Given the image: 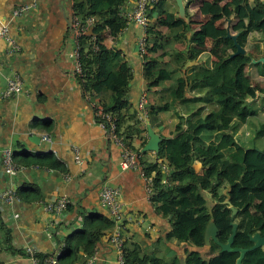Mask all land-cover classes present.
<instances>
[{
    "label": "crops",
    "instance_id": "crops-1",
    "mask_svg": "<svg viewBox=\"0 0 264 264\" xmlns=\"http://www.w3.org/2000/svg\"><path fill=\"white\" fill-rule=\"evenodd\" d=\"M183 2V21L189 23L191 32L176 42L165 29L168 46L188 54L194 51L196 44L192 33L205 28L207 35L204 43H197L203 48L197 58L188 62L186 70L177 72L171 80L147 87L143 60L137 52V39L142 34L140 27L127 24L112 43L105 42L132 72L128 103L130 112L136 110V117L133 121L125 118L123 130L129 135L125 137L134 151L141 152V143L148 141L147 124L162 141L172 137L179 117L187 116L177 104L172 105L170 96L177 79L186 82L189 77L187 98H202L205 103L216 99L211 87L205 86L202 80H193L195 71L191 68L201 65L212 70L221 58L230 60L233 53L223 52L226 44H216L214 38L220 35L226 38L227 31L231 35L238 34L240 25L246 24L248 17L254 14V7L258 3L264 5V0H203L200 8L198 2ZM30 5L33 6L30 10L13 18L15 10ZM72 6L71 0H0V24L7 26L10 36L21 47L19 53L9 56L5 41L0 39V194L11 190L18 198L12 205H0V264H31L25 253L28 248L44 257L59 255L66 239L76 237L88 222L109 219L99 201L103 184L120 190L125 217L124 239L130 252L137 247L140 256L152 255L165 261L175 259L178 264H185V246L168 239L169 220L157 214L140 174L120 169V149L95 116L92 103L100 102L109 92L91 95L89 101L73 75V64L69 59L74 47ZM132 7L130 0H125L121 15L129 13ZM163 9L179 18L174 0H166ZM178 25L179 22L175 26ZM91 26L86 34L93 29ZM248 39L250 41L247 40L243 48L245 55H252L253 60L263 58L264 41L260 43L256 35ZM158 55L160 53L154 56L158 58ZM158 61L160 67L169 68L167 57ZM118 68L117 63L110 66L109 86L115 81ZM258 72L254 70L252 77ZM13 73L22 78L23 92L1 98L6 79ZM254 79L263 83L261 87L258 85L259 88L264 87V77L255 76ZM145 93L148 107L151 105L160 111L151 122L147 119L141 123L137 117V102ZM166 104L170 105L169 110L161 111ZM138 122L140 124L136 126ZM128 126L138 127L140 133L134 134V129H126ZM43 136L49 140H43ZM7 147L12 150L13 162L19 167L15 176L7 175L2 164V152ZM75 151L79 161L75 159ZM141 159L162 164L155 153H144ZM51 162L55 163V168L49 165ZM199 167L197 165L195 169L199 170ZM62 198L69 204L60 216L43 210V203ZM107 237L99 240L93 255L80 253L78 264L91 257L95 258L94 264H114Z\"/></svg>",
    "mask_w": 264,
    "mask_h": 264
},
{
    "label": "trees",
    "instance_id": "trees-1",
    "mask_svg": "<svg viewBox=\"0 0 264 264\" xmlns=\"http://www.w3.org/2000/svg\"><path fill=\"white\" fill-rule=\"evenodd\" d=\"M71 1L73 16L81 25L85 26L88 19L94 20L91 26L93 35L85 32L80 39L83 81L79 83L92 96L109 92L98 102L99 106L104 113L111 114L119 135L128 145L125 136L129 135L123 126L126 119L133 121L136 117V110L130 112L128 103L132 72L117 52L108 49L105 43L106 40L112 43L127 25V19L121 15L125 0ZM165 1L159 0L151 6L147 15L149 25L146 29L147 55L143 61V78L148 88L185 71L187 63L194 61L203 49L197 43H204L207 35L205 28L192 33L197 45L194 44L191 53L170 48L164 35L165 29L177 42L191 32V26L167 13L163 9ZM192 1L198 2L200 8L204 4L203 0ZM177 22L180 25L175 26ZM236 32L237 43L243 48L252 35H256L262 43L264 5L258 3L254 14ZM214 42L226 44L223 52L228 50L232 54L236 50L233 42L223 35L215 37ZM156 53H160L158 58L154 56ZM165 57L170 60L169 68L159 66L158 60L162 61ZM251 58L250 54L240 59L238 56L230 60L221 58L212 70L201 65L191 68L195 71L193 80H202L205 86L212 88L216 99L209 103L202 98H187L185 92L189 87V77L186 82L177 79L170 96L172 105L177 104L187 116H180L172 137L161 141L159 152L155 153L162 161L161 165L140 160L146 176L153 181L150 199L156 206V212L170 222L168 239L185 246V264H236L238 253L221 252L214 243L205 246L204 232L211 222L217 226V239L221 243H226L231 235L230 224L237 225L232 244L234 248H250L249 237L256 233L264 237V141L261 144L252 142V147L246 148L238 137L242 129L257 117L253 105L258 101L264 103V87L245 83L249 78L242 74L245 67L252 65ZM116 63L119 64V71L109 86L110 66ZM255 76L264 77V65ZM169 107V104L163 105L161 111ZM159 111L150 105L148 120L151 122ZM127 128L134 129V134L140 133L138 127ZM261 135H264V123L256 133L258 138ZM144 144L141 143L142 148ZM137 152L142 158L143 154L139 150ZM196 163L200 165L199 170L194 167ZM49 165L56 167L54 162ZM162 166L167 169L166 173ZM165 179L166 183H162ZM233 209L237 213L232 216ZM112 229L110 219L88 222L76 237L66 239L57 264H78L80 253L93 255L96 244ZM136 249L130 252L125 243L126 264H178L175 259L165 261L152 255L140 256ZM242 264H264L263 251L257 249L247 253Z\"/></svg>",
    "mask_w": 264,
    "mask_h": 264
},
{
    "label": "built area",
    "instance_id": "built-area-1",
    "mask_svg": "<svg viewBox=\"0 0 264 264\" xmlns=\"http://www.w3.org/2000/svg\"><path fill=\"white\" fill-rule=\"evenodd\" d=\"M158 1L159 0H130V2L133 4L132 10L129 13L122 15L127 19V24L136 25L140 27L142 31L141 36L137 39V52L140 59L143 61L145 55H147L146 29L149 25V19L147 15L149 8L155 5ZM32 7V5L24 6L15 10L12 15L13 18L20 16L23 12L30 10ZM92 24L93 20L88 19L85 26L81 25L78 18L72 16L71 32L74 38V47L69 53V59L73 64V75L80 83L83 81L80 39ZM0 39L5 41L7 45L6 53L9 56L17 54L21 51V47L10 36L6 25L0 24ZM94 50H97L95 46ZM22 92V78L20 75L13 73L6 79V86L1 93V98H10ZM85 92L86 99L89 101L92 100L91 94L87 91ZM92 109L100 122L101 128L108 132L112 142L120 149V169L137 171L144 181L147 196L150 198L152 195L153 181L145 174L144 166L140 161L141 156L137 151H134L123 141V138L117 131L115 120L111 114L104 113L98 102L92 103ZM137 117L141 123H144L148 119V97L146 93L142 94L137 102ZM43 140L48 141L49 138L47 136H43ZM75 159L79 161V155L77 151H75ZM2 164L5 173L9 176H15L19 171V167L13 162L12 150L8 147L2 152ZM162 167L166 173L167 169L164 166ZM162 183H166V179ZM16 201H18V198L14 191L7 190L0 194V205H12ZM99 201L101 207L106 210L110 221L113 223V229L108 235L107 240L108 244L113 250L114 264H126L124 239L125 217L123 213V205L120 200L119 188L112 187L108 184H103L99 192ZM68 204L69 201L63 198L53 202H45L43 203V210L47 214L60 216L66 211ZM25 253L28 256L31 264H57V259L59 256L49 255L41 259L31 248L26 249ZM94 259V257H91L88 261L80 264H94Z\"/></svg>",
    "mask_w": 264,
    "mask_h": 264
},
{
    "label": "water",
    "instance_id": "water-1",
    "mask_svg": "<svg viewBox=\"0 0 264 264\" xmlns=\"http://www.w3.org/2000/svg\"><path fill=\"white\" fill-rule=\"evenodd\" d=\"M174 1L176 2L177 7H178L179 18L182 20H185V7H184L183 0H174ZM92 34H93V29H90L88 35H92ZM237 37H238V34L231 35L228 31L226 33V38L230 39L233 42L235 49H236L235 52L232 55H230L229 57L230 59L237 57V56H244L246 53L243 47H241L237 43ZM250 63L251 64H264V57L258 60L251 59ZM146 131H147L148 141L146 142L144 147L141 149V153L142 154L149 153V152L158 153L160 149V143H161L160 137L151 129L149 124H147L146 126ZM236 213L237 211L233 209L232 216ZM230 225L232 226L231 235L228 237L226 243H221L217 239V232H218L217 226L213 222L209 223L204 232L205 246L209 247L211 243H214L216 246L220 248L221 252L238 253L239 256L236 260V264H242V260L244 256L247 253L252 252L254 250L262 249L263 254H264V237H261L260 234L258 233L249 237V240L252 243V246L250 248L242 249V248L232 247L235 234H236L237 225L232 224V223Z\"/></svg>",
    "mask_w": 264,
    "mask_h": 264
},
{
    "label": "rangeland",
    "instance_id": "rangeland-1",
    "mask_svg": "<svg viewBox=\"0 0 264 264\" xmlns=\"http://www.w3.org/2000/svg\"><path fill=\"white\" fill-rule=\"evenodd\" d=\"M225 26V23L223 24ZM234 35V34H232ZM255 45V44H254ZM245 56V55H244ZM244 56H238V58H243ZM252 56V55H251ZM230 57V56H229ZM252 65H256V66H252ZM247 66V68L245 67L244 71H243V77H248L249 80H246L248 82H251L252 85H256V86H262V82H259V79L255 80L251 75V73H253V71H260L263 68L264 64H252ZM257 83V84H254ZM254 111H256V119L253 120L251 122V124H249L248 126H245L242 129V132L240 133V135L238 136L239 139L241 140L242 143H245V145H243L244 147L248 148V147H252V145H250V143L257 141V143L261 144V141H264V135L260 136V138H258L256 136V133H258V131H260V129L262 128V125L264 123V103L261 102H256L254 105ZM199 165L198 163L195 164V167ZM224 225V224H222ZM225 226V225H224Z\"/></svg>",
    "mask_w": 264,
    "mask_h": 264
},
{
    "label": "flooded vegetation",
    "instance_id": "flooded-vegetation-1",
    "mask_svg": "<svg viewBox=\"0 0 264 264\" xmlns=\"http://www.w3.org/2000/svg\"><path fill=\"white\" fill-rule=\"evenodd\" d=\"M262 250V249H261Z\"/></svg>",
    "mask_w": 264,
    "mask_h": 264
}]
</instances>
